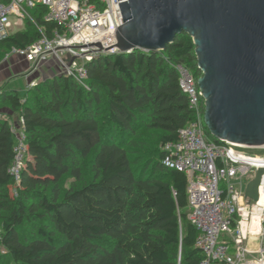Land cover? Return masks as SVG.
<instances>
[{
  "label": "trees",
  "instance_id": "16d2710c",
  "mask_svg": "<svg viewBox=\"0 0 264 264\" xmlns=\"http://www.w3.org/2000/svg\"><path fill=\"white\" fill-rule=\"evenodd\" d=\"M47 13L36 5L24 29L0 39V61L62 30ZM179 63L201 75L187 33L161 51L99 55L86 64L88 88L60 74L25 98L0 93L24 118L29 151L18 184L16 136L0 118L1 242L16 264H201L187 175L163 163L165 144L193 119ZM24 224L32 234L23 238Z\"/></svg>",
  "mask_w": 264,
  "mask_h": 264
},
{
  "label": "built area",
  "instance_id": "2783aa9c",
  "mask_svg": "<svg viewBox=\"0 0 264 264\" xmlns=\"http://www.w3.org/2000/svg\"><path fill=\"white\" fill-rule=\"evenodd\" d=\"M38 4L48 8L46 18L62 30L43 34L25 48L11 54L24 57L31 72L57 59L63 74L88 88L86 64L101 54L121 52L117 31L123 24L119 0H7L0 2V39L21 30L30 9ZM179 85L187 95L193 119L179 131L176 141L166 143L164 165L184 172L188 179V219L197 229L196 246L202 250L201 264H264V174L259 199L246 196L248 183L257 170L264 169V145L249 146L216 142L208 135L205 99L192 69L176 65ZM30 72V73H31ZM36 84L28 85V88ZM9 120L16 136L11 173L19 184L28 157L24 118ZM261 151V153L250 151ZM247 182L246 185L244 184Z\"/></svg>",
  "mask_w": 264,
  "mask_h": 264
},
{
  "label": "water",
  "instance_id": "95a60500",
  "mask_svg": "<svg viewBox=\"0 0 264 264\" xmlns=\"http://www.w3.org/2000/svg\"><path fill=\"white\" fill-rule=\"evenodd\" d=\"M116 47L161 51L182 33L195 45L204 119L217 140L264 145V0H119ZM264 169L246 188L259 199Z\"/></svg>",
  "mask_w": 264,
  "mask_h": 264
},
{
  "label": "crops",
  "instance_id": "0c3cea01",
  "mask_svg": "<svg viewBox=\"0 0 264 264\" xmlns=\"http://www.w3.org/2000/svg\"><path fill=\"white\" fill-rule=\"evenodd\" d=\"M30 72L31 64L24 57L11 54L9 57L0 61V86L4 85L6 86V89H16L21 91V89L16 88V83L21 80L24 81L25 88L30 89L28 88V85L32 83L37 84L39 81L63 74V70L55 58H51L46 63L41 64L37 70ZM22 74H24L25 77L21 78L20 76H22ZM18 121L15 123H18Z\"/></svg>",
  "mask_w": 264,
  "mask_h": 264
},
{
  "label": "rangeland",
  "instance_id": "374dc122",
  "mask_svg": "<svg viewBox=\"0 0 264 264\" xmlns=\"http://www.w3.org/2000/svg\"><path fill=\"white\" fill-rule=\"evenodd\" d=\"M22 29H24V27ZM16 31L17 30H15V28H14L12 30V34L15 33ZM20 77L21 78L22 77H25V75L22 74V76H20ZM16 84H17V87L16 88L21 89V91H19V92L21 93L22 97L25 98L27 96L28 89L25 88L24 81L21 80V81L17 82ZM4 90H8V88L6 89V86H4V85L3 86H0V93L2 91H4ZM0 118L1 119H10L11 121H13L15 123L16 121L19 120V113L12 112L10 106H8L6 104H0ZM210 138L212 139V135H210ZM250 152L251 153H255V152L261 153V151H258V150L257 151H250ZM72 182H73V179H71L69 176H66L65 179H64V183L63 184H64L65 187H69ZM246 183L247 182L245 181L244 184L246 185ZM20 232H21V235H22L23 238L24 237H27L28 235H31L32 234L31 225H25L24 224L21 227ZM1 241H2V220L0 219V264H16L13 261L12 257L7 252V250L5 249V247L3 246V244H2Z\"/></svg>",
  "mask_w": 264,
  "mask_h": 264
}]
</instances>
